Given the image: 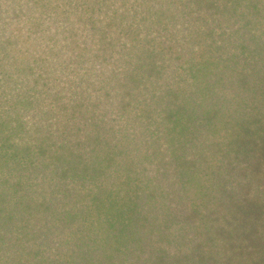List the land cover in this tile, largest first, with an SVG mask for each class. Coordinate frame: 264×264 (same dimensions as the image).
<instances>
[{
	"label": "trees",
	"instance_id": "trees-1",
	"mask_svg": "<svg viewBox=\"0 0 264 264\" xmlns=\"http://www.w3.org/2000/svg\"><path fill=\"white\" fill-rule=\"evenodd\" d=\"M0 264H264V0H0Z\"/></svg>",
	"mask_w": 264,
	"mask_h": 264
}]
</instances>
